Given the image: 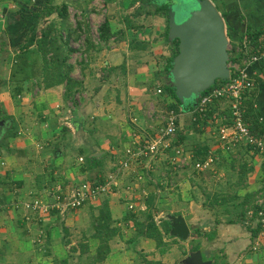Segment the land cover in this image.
Listing matches in <instances>:
<instances>
[{
  "label": "crops",
  "instance_id": "obj_1",
  "mask_svg": "<svg viewBox=\"0 0 264 264\" xmlns=\"http://www.w3.org/2000/svg\"><path fill=\"white\" fill-rule=\"evenodd\" d=\"M213 1L225 19L232 46L245 38L252 42L248 33L264 30V0ZM47 2L0 0V121H5L0 125V264H55L66 258L72 264L75 258L83 259L72 247L85 237L94 253L99 240L92 237V223L105 201L120 234L110 241V253L98 264H143L144 258L194 264L192 256L197 252L203 264H264L257 216L264 199V153L245 143L231 151L217 143L218 119L228 113L226 101L211 107L205 125L193 119L192 111L180 109L171 146L156 157L134 162L120 175L121 187L110 194L79 208L53 209L48 215L22 206L21 201L35 197L52 201L57 185L67 190L71 183L84 180L103 177L104 182L134 140L143 143L159 134L164 125H159L163 121L159 112L175 102L164 92L165 84H171L166 66L174 49L166 35L167 0H50L56 7L66 4L68 11L83 13L79 27L88 19L98 28L108 20L110 37L97 41L88 33L89 45L83 50L92 59L75 63L71 74L83 81L77 106L64 98L65 84L43 88L41 80L30 78L18 87L12 68L31 27L38 23L39 32L51 22L63 24L57 12L44 13ZM260 42H252L253 49ZM253 71L257 85L249 105L264 123V54ZM109 90L115 93L112 101ZM186 114L189 125L182 122ZM177 149L182 153L177 154ZM209 150L219 155L217 162L211 169H197L196 161ZM81 151L97 161L80 163L85 155ZM150 198L164 236L160 247L137 226L145 220ZM179 218L190 230L188 237L174 233ZM232 218L235 222L228 221Z\"/></svg>",
  "mask_w": 264,
  "mask_h": 264
},
{
  "label": "built area",
  "instance_id": "obj_2",
  "mask_svg": "<svg viewBox=\"0 0 264 264\" xmlns=\"http://www.w3.org/2000/svg\"><path fill=\"white\" fill-rule=\"evenodd\" d=\"M251 43L248 38H245L236 46L229 44V50L231 49L233 52V61L229 62L231 70L229 80L212 86L204 92L198 99L192 113L194 120H197L198 117L203 119L207 117V113L213 105L219 101H226L230 113L223 114L218 119L217 125V137L221 147L231 151L237 145L245 143L252 147L254 151L264 153V133L262 135L253 134L246 118V100L252 96L257 85L254 77L256 71H253V65L264 54V34L261 37V44L258 49H253ZM161 92L162 89L158 88V93ZM179 120L180 113L178 111L168 110L164 125L156 137L143 143L136 139L126 148L125 157L121 159L118 171L130 169L134 162L156 157L159 153L166 151L171 146L173 137L177 134ZM259 120L263 122L262 118H259ZM176 152L177 154L182 153L181 149H177ZM218 158L219 155L215 150H209L203 159L196 161L195 167L199 170L211 169ZM80 160L82 161L83 158L80 157ZM113 184L117 187L116 183ZM112 186L110 181L100 183L89 180L71 185L67 190H64L62 185H57L56 195L52 201H44L35 197L21 201V204L28 211L48 215L53 209L79 208L99 196L110 194L115 190ZM128 207L133 210L135 205L130 203ZM257 216L262 224L260 236L264 239V199L260 202Z\"/></svg>",
  "mask_w": 264,
  "mask_h": 264
},
{
  "label": "trees",
  "instance_id": "obj_3",
  "mask_svg": "<svg viewBox=\"0 0 264 264\" xmlns=\"http://www.w3.org/2000/svg\"><path fill=\"white\" fill-rule=\"evenodd\" d=\"M48 0L46 6L44 7V13L46 15H51L55 12L62 18V26H58L56 22L49 23L45 28H42L39 32L38 23H35L32 28V34L27 39L26 43L20 47V52L17 53L16 61L12 68V78L18 80L21 85V81L25 79H38L41 80L42 84L40 86L43 88H49L58 84H65L64 98L67 101H71L73 104H76V97L83 88V81L75 79L71 74L74 69L69 63L70 56L76 50L70 47L72 30L69 27V22H67L69 17L68 6L66 4L61 7H56L51 5ZM163 11L168 13V5L164 6ZM78 26L80 24L78 23ZM169 31V30H168ZM168 31L166 35H168ZM67 32V35H66ZM65 34V35H64ZM249 37L252 38V42L258 44L264 30H257L254 32L248 33ZM110 37V26L108 20H105L99 27V38L100 41H107ZM174 49L171 58L168 60L166 66V72L170 74V71L173 66L174 57L178 53V43L179 40L176 39L173 41ZM35 46L31 48V46ZM230 60L233 61L232 51L229 50ZM223 81H217L214 85L216 86ZM21 88H19L20 92ZM164 92L168 94L169 97L173 98L175 102L171 103L169 106L170 109L180 111L181 108L187 111H193L196 107L197 102L195 100L187 101V103H182L175 93V88L171 84H165ZM252 100V96L246 100L247 105V114L246 118L249 122L250 129L255 135H262L264 133V123L260 122L259 117L253 114L252 106L249 103ZM209 113L207 117L199 118L195 120L198 124L205 125L207 120H209ZM230 110L228 109V114ZM77 118V116H76ZM63 132L68 131L67 127H63ZM59 147V145H58ZM80 154H85V161L88 164L94 163L97 161V157L89 155L81 151ZM103 182V177L100 178V181ZM153 204V199L150 198L148 201V210L144 213V221L137 222L138 229L143 232L144 236L156 240L158 247L163 245V232L160 227L154 220L153 213L151 211ZM243 213V212H242ZM244 214V213H243ZM135 218V217H134ZM229 222H235V220L229 219ZM93 238L99 240V245L96 248L95 252H91L89 245V239L85 238L78 247H72L73 252H80V257L88 255L89 261L88 264H98L104 262L108 254L111 251L110 241L117 235L120 234V229L113 225L112 214L108 207L107 201L100 208V211L93 220ZM168 231V230H167ZM72 256V255H71ZM55 264H70L69 258L62 259L57 261ZM143 264H170L163 262L162 260H151L148 258L143 259Z\"/></svg>",
  "mask_w": 264,
  "mask_h": 264
},
{
  "label": "water",
  "instance_id": "obj_4",
  "mask_svg": "<svg viewBox=\"0 0 264 264\" xmlns=\"http://www.w3.org/2000/svg\"><path fill=\"white\" fill-rule=\"evenodd\" d=\"M167 1L168 35L172 41L179 40L170 83L182 103L198 101L218 80L227 81L231 76L226 22L213 0H185L177 5L173 0ZM3 124L5 121H0ZM189 231L179 218L174 233L188 237ZM192 257L194 264H203L200 252Z\"/></svg>",
  "mask_w": 264,
  "mask_h": 264
},
{
  "label": "rangeland",
  "instance_id": "obj_5",
  "mask_svg": "<svg viewBox=\"0 0 264 264\" xmlns=\"http://www.w3.org/2000/svg\"><path fill=\"white\" fill-rule=\"evenodd\" d=\"M174 1V3H175V5H177V4H179L181 1H185V0H173ZM187 3V2H186ZM103 10L104 8H100V10ZM100 10H99V12H100ZM104 12V11H103ZM69 13V17H68V19H69V25H72L73 27H70V29L72 30V36H71V42H70V47L72 48V49H74V50H77L78 51V53H76L75 54V52H73L72 54H71V56H70V59H69V63L72 65V66H74V64L76 63V64H80V63H86V59H88V61L89 60H91L92 59V55H88V54H84L85 53V50H83V49H85L86 48V44H87V46L89 45V41H90V36L91 37H93V38H95V39H97V41H100V39H99V28L90 20V19H88V21H90L89 23H86L84 26H83V24H82V26L81 27H79L78 26V23H79V17H80V15H84L83 13H78V11H76V9H72L71 10V12L69 11L68 12ZM100 14H102V11L100 12ZM81 18V17H80ZM67 22H68V20H67ZM79 28H80V30L81 31H79ZM88 33L90 34V36L88 35ZM65 35V34H64ZM66 35H67V32H66ZM80 52H82V53H80ZM74 70V69H73ZM73 72V71H72ZM111 89H113L112 87H111ZM108 95L110 96V98H111V101L115 98V93H114V90H109V92H108ZM78 97V96H77ZM77 97H76V101L78 102V100H79V98L77 99ZM195 100V102L197 101V99H194ZM190 101V100H189ZM77 102H76V104H77ZM79 103V102H78ZM185 103H187V101L185 102ZM184 103V104H185ZM76 104H74L75 106H77ZM164 106H166V104L164 105ZM182 110V113H186V112H189V111H183V108H181ZM160 110V109H159ZM157 111V110H156ZM155 111V119H157V112ZM167 111L168 110H166V108H164V111L163 112H159V114H160V119H162L163 121L159 124L161 127H162V125L164 124V119H165V117H166V115H165V113H167ZM179 113H180V111H179ZM188 114H186V117H184L183 118V120H182V122H183V125H189L190 124V117L189 116H187ZM183 116H184V114H183ZM76 117V115L74 114V118ZM181 118V117H180ZM158 125V126H159ZM159 126V127H160ZM63 127H66V126H63ZM159 129V128H158ZM64 134H67L68 133V131H65V132H63ZM217 136V135H216ZM174 139V138H173ZM75 142H77V140L75 139L74 140V143ZM217 143H219L218 142V140H217ZM75 159H77L78 158V154L77 155H74L73 156ZM84 157V159L81 161L80 160V163H84L85 162V156H83ZM111 158L112 157H110V155H109V159L111 160ZM107 160V159H106ZM109 162V161H108ZM120 163V162H119ZM106 164H109V163H107V161H106ZM107 167V166H106ZM119 168V164L116 166V167H114V168H112L113 169V173H112V176H108L106 179H105V181H110L111 182V185H113L112 187H114V189H119L121 186V184H120V182L118 181V180H120L121 179V176L120 175H122L125 171H121V172H119L118 169ZM110 170H111V168H110ZM139 175L140 174H138V177H139ZM104 181V182H105ZM97 182V181H96ZM101 183V182H100ZM113 183H116L117 184V187H115L114 186V184ZM72 185H74L75 183H71ZM89 225H91V222L90 223H88ZM90 232L92 231V228L90 227L89 229H88ZM88 231V232H89ZM85 238H87V237H85ZM88 261H89V258H88V255H85V256H83V259H80V258H75V259H73L72 260V264H88Z\"/></svg>",
  "mask_w": 264,
  "mask_h": 264
},
{
  "label": "flooded vegetation",
  "instance_id": "obj_6",
  "mask_svg": "<svg viewBox=\"0 0 264 264\" xmlns=\"http://www.w3.org/2000/svg\"><path fill=\"white\" fill-rule=\"evenodd\" d=\"M186 1H188V0H186ZM182 2V1H181Z\"/></svg>",
  "mask_w": 264,
  "mask_h": 264
}]
</instances>
